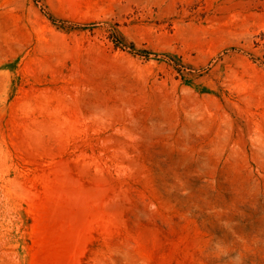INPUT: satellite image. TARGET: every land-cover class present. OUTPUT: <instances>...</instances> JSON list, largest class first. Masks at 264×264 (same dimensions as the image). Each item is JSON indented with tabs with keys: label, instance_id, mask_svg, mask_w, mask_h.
Instances as JSON below:
<instances>
[{
	"label": "rangeland",
	"instance_id": "1",
	"mask_svg": "<svg viewBox=\"0 0 264 264\" xmlns=\"http://www.w3.org/2000/svg\"><path fill=\"white\" fill-rule=\"evenodd\" d=\"M0 264H264V0H0Z\"/></svg>",
	"mask_w": 264,
	"mask_h": 264
}]
</instances>
